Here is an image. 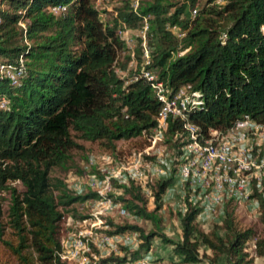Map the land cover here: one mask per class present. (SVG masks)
I'll return each instance as SVG.
<instances>
[{
    "label": "trees",
    "instance_id": "obj_1",
    "mask_svg": "<svg viewBox=\"0 0 264 264\" xmlns=\"http://www.w3.org/2000/svg\"><path fill=\"white\" fill-rule=\"evenodd\" d=\"M132 1L115 0L108 11L91 0H0V61L23 58L16 84L0 77V99L7 101L0 108V242L14 264H63L64 212L73 203L101 198L89 189L75 193L50 176L52 168H64L72 150L81 148L78 141H98L114 150L116 141L136 138L155 125L158 100L141 76L129 81L143 62L141 37L134 38L131 58L119 29L141 31L145 21V68L172 90L188 84L199 92L201 103L185 114L201 136L224 132L242 114L264 125V0H138L134 9ZM52 5L65 9L52 13ZM19 19L25 20L24 28L17 25ZM184 136L181 121L169 117L161 143L172 150V158ZM175 169L172 159L169 171ZM145 177L127 186L111 180L119 192L104 197L134 218L150 220L155 229L107 220L106 234L136 233L138 242L120 244L119 255L88 264L134 262L154 238L170 246L182 264H218L221 257L226 264L264 259V186L257 196L258 229L241 227L227 203L221 221L203 231L194 220L197 209L183 197L177 212L180 237L174 240L158 230L157 214L172 179L159 177L150 185ZM145 187L151 210L146 209ZM6 229L14 242L2 238Z\"/></svg>",
    "mask_w": 264,
    "mask_h": 264
},
{
    "label": "built area",
    "instance_id": "obj_2",
    "mask_svg": "<svg viewBox=\"0 0 264 264\" xmlns=\"http://www.w3.org/2000/svg\"><path fill=\"white\" fill-rule=\"evenodd\" d=\"M137 1H132L133 9ZM64 9L63 5L48 7L52 13H59ZM19 12L23 15L25 9ZM194 13L195 9H192L191 14ZM17 25L24 28L25 20H17ZM145 29L144 21L138 34L141 37L143 62L138 68V73L132 74L129 78V81L136 80L138 75L144 78L159 102L155 125L148 130H141L138 135L145 141V146L133 155L128 164H120L102 178L90 174L84 179L83 184L76 182L68 184V187L75 193H81L87 189L96 192L101 196L97 200L104 205V209H108L114 206L108 197H104L111 190V180L127 186L130 181L134 183L140 181L147 171L149 175L161 174L162 177H171V184L165 192L175 191L180 198L186 197L187 201L197 209L194 219L196 223L202 224L210 220L219 223L227 203L234 206L235 210L242 207L244 211L255 217L258 211L257 196L264 186V125L251 119L248 114H242L224 132L210 130L207 136H201L197 132V127L187 119L185 114L187 108L201 103L199 92L193 90L188 84L172 90L166 81L159 79L155 73L145 68L148 63ZM127 32L125 28L118 30V35L125 45L130 39L127 37ZM128 51L133 58V48H128ZM132 62L133 59L129 61L130 67ZM132 69L135 70V64ZM22 73L23 58L21 56L14 62L0 61V77L9 80L11 84H16ZM6 103L7 101L1 98L0 108H5ZM169 117L181 121L185 132L184 142L179 146L175 157L162 158L159 150L162 151L165 148L161 140ZM146 155H153L155 159L145 162L143 156ZM172 159L176 160V169L170 175L169 165ZM87 162L93 165L95 158L88 156ZM117 213L121 216L126 215L125 210L120 206ZM115 237L121 238L120 235L102 236L101 246L110 245ZM124 241L130 244L127 240ZM62 247L59 253L61 261L65 257L61 254ZM87 250L86 242L81 239L73 240L68 247L70 259L78 258ZM76 264H86V262ZM126 264H168V262L157 261L149 249L136 261ZM176 264L182 263L177 260Z\"/></svg>",
    "mask_w": 264,
    "mask_h": 264
},
{
    "label": "rangeland",
    "instance_id": "obj_3",
    "mask_svg": "<svg viewBox=\"0 0 264 264\" xmlns=\"http://www.w3.org/2000/svg\"><path fill=\"white\" fill-rule=\"evenodd\" d=\"M93 5L100 10L110 11V7L115 3V0H91ZM103 13H101L100 18H105ZM140 33L138 30H128L127 37L128 45L127 48L131 49L135 46L134 38ZM134 66L132 62L131 67ZM81 148L74 149L71 152V158L66 163L64 168L54 167L51 169L50 176L52 178H59L64 183L73 184L81 183L84 179L90 175L95 174L98 178H102L104 175H107L111 170H115L120 164H128L132 159L133 155L141 150L145 146V141L136 137L129 140H119L114 143V150H109L105 148L102 143L95 141H78ZM161 144V143H160ZM163 145V144H161ZM160 149V146L158 147ZM160 151V156L162 158H169L172 156V150L167 146ZM93 156L95 158V163L89 165L87 162V157ZM149 158L144 159L145 162ZM173 172H170L172 175ZM145 181H148V184L153 185L154 182L161 176L160 175H149L145 171ZM162 177V176H161ZM20 188V186H18ZM111 183V190L107 194L119 192L116 191ZM86 191V190H84ZM144 197L147 201L146 209L151 210L153 208L152 196L148 189L145 187L143 190ZM111 202V198H109ZM112 203V202H111ZM104 205L98 200L88 199L84 202H77L71 204L67 210L64 212L61 223V232H60V242L63 249V254L65 257L62 259L63 264H76L77 262H96L97 260L108 256L109 254H120L117 250L118 245H125L127 240L131 246L137 244V234L125 232L120 234L121 238L115 237L112 239L111 244L107 246H101L102 236H109L105 233V230H109L110 227L107 225V220H112L114 223H123V222H132L140 226L144 231L154 230L155 227L150 220L134 218L131 214L127 213L126 215L121 216L117 213L119 204H114L111 208L104 209ZM180 209V197L175 191L165 192L162 204L157 214L160 217V222L158 225V230L163 232L167 237L178 240L180 237V226L179 220L177 217V212ZM72 210L76 212L75 216H72ZM236 220L238 221L241 227H255L259 228V225L256 221V218L248 214L242 207H239L235 212ZM217 223L216 221L210 220L201 223H196L203 231H208L211 226ZM117 235V234H114ZM119 236V235H118ZM2 238L15 241L14 236L9 232L8 229L5 230ZM75 239H81L83 242H86L88 250L83 252L78 258L70 259L68 253V247L70 243ZM152 246L150 251L153 256H157L155 259L163 262H168L172 264L173 260L176 258L170 252V246L162 245L157 238L152 240ZM252 243H248L249 252L252 249ZM202 250L200 249V252ZM209 254V251H205ZM252 254V253H251ZM159 256V257H158ZM254 264H264V259L262 257L253 256ZM176 262V261H174ZM13 258L10 256L8 250L0 242V264H14ZM194 264H206L204 260L194 263ZM218 264H226L224 258H220Z\"/></svg>",
    "mask_w": 264,
    "mask_h": 264
},
{
    "label": "crops",
    "instance_id": "obj_4",
    "mask_svg": "<svg viewBox=\"0 0 264 264\" xmlns=\"http://www.w3.org/2000/svg\"><path fill=\"white\" fill-rule=\"evenodd\" d=\"M154 254V253H153ZM154 255H157L156 253L154 254ZM155 258L157 257V256H154ZM159 257V256H158ZM157 260V259H156ZM157 261H159V260H157ZM174 261H177L176 259L175 260H173V262H172V264H176V262H174ZM168 264H170V263H168Z\"/></svg>",
    "mask_w": 264,
    "mask_h": 264
}]
</instances>
